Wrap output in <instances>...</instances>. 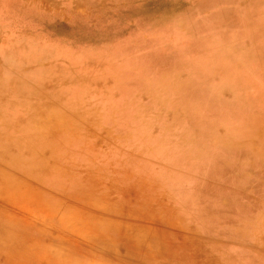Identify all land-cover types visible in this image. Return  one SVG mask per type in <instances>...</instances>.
<instances>
[{
	"label": "rangeland",
	"instance_id": "374dc122",
	"mask_svg": "<svg viewBox=\"0 0 264 264\" xmlns=\"http://www.w3.org/2000/svg\"><path fill=\"white\" fill-rule=\"evenodd\" d=\"M0 264H264V0H0Z\"/></svg>",
	"mask_w": 264,
	"mask_h": 264
},
{
	"label": "bare ground",
	"instance_id": "6f19581e",
	"mask_svg": "<svg viewBox=\"0 0 264 264\" xmlns=\"http://www.w3.org/2000/svg\"><path fill=\"white\" fill-rule=\"evenodd\" d=\"M223 94H220L222 97H223V99H218V98H215L216 100H212V101H214V102H210L211 104H219V105H221L225 110V112L227 113L225 116L226 117H233V118H236V119H240V117H242V115H244V117H245V114L247 113V112H245L246 110L245 109H243V110H245V111H238L236 108H235V106H237L238 104H240L239 103V100H236L235 102H233V103H230L229 102V100H227L223 95L225 94L224 92H222ZM238 103V104H237ZM239 106V105H238ZM237 106V107H238ZM245 108V107H244ZM245 112V113H244ZM236 116V117H235ZM243 117V118H244ZM239 123H242V122H239ZM249 135H251V134H248V136ZM227 141H230V137L228 136L227 137V139H226ZM231 142H233L234 143V141H231Z\"/></svg>",
	"mask_w": 264,
	"mask_h": 264
}]
</instances>
